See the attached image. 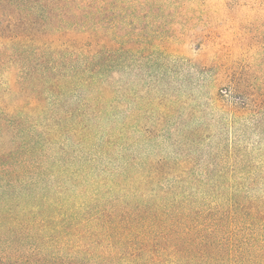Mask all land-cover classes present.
<instances>
[{"label":"trees","instance_id":"trees-1","mask_svg":"<svg viewBox=\"0 0 264 264\" xmlns=\"http://www.w3.org/2000/svg\"><path fill=\"white\" fill-rule=\"evenodd\" d=\"M225 1L0 0V264H264V60L170 67L158 29Z\"/></svg>","mask_w":264,"mask_h":264},{"label":"rangeland","instance_id":"rangeland-1","mask_svg":"<svg viewBox=\"0 0 264 264\" xmlns=\"http://www.w3.org/2000/svg\"><path fill=\"white\" fill-rule=\"evenodd\" d=\"M165 6L171 11L167 9L170 14L160 18L158 23H161V27L158 29L168 39V44L163 48L175 53L167 60L170 67L188 69L191 62L208 63L210 54H213L215 50L228 55L233 63L236 62V66H240V62L246 59L255 65H259L261 59L264 60V14H260L257 10L252 11L250 7L244 6L241 0H226L215 5H207L206 3L201 6L202 10L195 18L176 17L174 12L182 5ZM160 7L161 5H143L145 10L142 12V16L149 29L156 28L151 27L150 23L157 18L155 15H160L161 10L158 11ZM149 9L156 13L150 14L147 11ZM196 22L197 28L194 32L182 34L185 25L196 24ZM132 30L136 32L139 29L134 24ZM144 44L146 47L144 53H152L151 50L154 49V45L151 41L147 40ZM167 58L168 56H165V59ZM144 62L147 66L150 60L146 59ZM144 74L147 75V68ZM208 81L209 78L206 77L205 95L209 93V90L211 91ZM134 85L135 81L133 80L131 82L132 92L135 90ZM140 87L143 100L141 121L145 125L152 117V110L154 109L150 101L152 95L149 92L147 77L140 83ZM136 99V95H133L130 100L134 120L138 115Z\"/></svg>","mask_w":264,"mask_h":264}]
</instances>
